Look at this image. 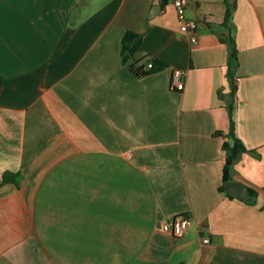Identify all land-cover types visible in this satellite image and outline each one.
I'll list each match as a JSON object with an SVG mask.
<instances>
[{
    "label": "crops",
    "instance_id": "1",
    "mask_svg": "<svg viewBox=\"0 0 264 264\" xmlns=\"http://www.w3.org/2000/svg\"><path fill=\"white\" fill-rule=\"evenodd\" d=\"M186 13L197 43L169 0H0V264H264V0ZM127 29L142 36L136 65L163 69L122 63ZM231 99L245 147L232 180L252 201L219 189ZM181 214L177 238L167 220Z\"/></svg>",
    "mask_w": 264,
    "mask_h": 264
},
{
    "label": "trees",
    "instance_id": "2",
    "mask_svg": "<svg viewBox=\"0 0 264 264\" xmlns=\"http://www.w3.org/2000/svg\"><path fill=\"white\" fill-rule=\"evenodd\" d=\"M163 2H166V0H162ZM232 15V10L230 7L227 8L226 15H224V21L228 22L230 20V16ZM142 36L141 33L135 32L132 29H127L126 32L123 34L122 39H121V60L122 63L127 65L129 69L135 73L136 76H142L144 74H148L151 72H157L161 69H163L166 64L152 56V57H147L144 59V62L136 65L138 62L137 58L135 57L137 53H139L142 50ZM229 44H230V56H229V61H228V67H227V72H228V79H229V84H230V92L231 95L233 96L236 92V80H235V74L234 70L237 67L238 61H237V50L233 41V38L230 37L229 39ZM151 60L152 61V66H147V62ZM228 110L230 113V130L228 132V136L233 137L235 140V145L230 146L228 141L225 139L223 141V147L226 149V158L224 160L223 164V178L222 182L219 186L220 190L224 191V181L231 179V167L232 164L240 158L241 154L243 151H245V147L236 139L235 134L233 133V121H232V114H233V100L231 99L229 104H228ZM15 173H3L2 175V180L1 182H14L17 184L15 181ZM1 184V183H0ZM250 189V194L248 197L242 198L246 199L248 201H252L256 196L257 192L256 190ZM228 195L232 196V193H227ZM140 264H169V263H149V262H143Z\"/></svg>",
    "mask_w": 264,
    "mask_h": 264
},
{
    "label": "built area",
    "instance_id": "3",
    "mask_svg": "<svg viewBox=\"0 0 264 264\" xmlns=\"http://www.w3.org/2000/svg\"><path fill=\"white\" fill-rule=\"evenodd\" d=\"M176 10V20L179 30L187 34L188 40L197 43V28L198 23L194 18L187 16L186 6L188 0H169ZM147 66H152V61L147 62ZM184 72L180 69H173L172 75L170 76V88L175 91H181L184 89ZM190 223V216L187 214L177 215L171 220H167L168 227L173 236L177 238H182L186 235ZM201 235V241L207 243L210 239L209 234H207V226L201 225L198 228Z\"/></svg>",
    "mask_w": 264,
    "mask_h": 264
},
{
    "label": "water",
    "instance_id": "4",
    "mask_svg": "<svg viewBox=\"0 0 264 264\" xmlns=\"http://www.w3.org/2000/svg\"><path fill=\"white\" fill-rule=\"evenodd\" d=\"M230 145H234L233 139H228ZM224 188L227 192L232 193V195H236L239 197H245L250 194L249 186L241 181L228 179L224 181Z\"/></svg>",
    "mask_w": 264,
    "mask_h": 264
}]
</instances>
